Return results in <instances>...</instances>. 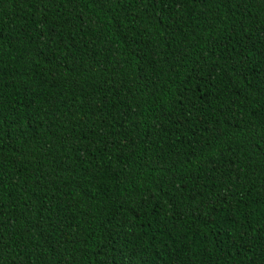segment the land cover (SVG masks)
Listing matches in <instances>:
<instances>
[{"label": "trees", "instance_id": "trees-1", "mask_svg": "<svg viewBox=\"0 0 264 264\" xmlns=\"http://www.w3.org/2000/svg\"><path fill=\"white\" fill-rule=\"evenodd\" d=\"M0 264H264V0H0Z\"/></svg>", "mask_w": 264, "mask_h": 264}]
</instances>
